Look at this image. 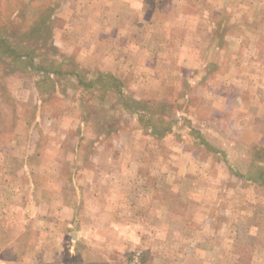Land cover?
Returning <instances> with one entry per match:
<instances>
[{"label":"rangeland","instance_id":"1","mask_svg":"<svg viewBox=\"0 0 264 264\" xmlns=\"http://www.w3.org/2000/svg\"><path fill=\"white\" fill-rule=\"evenodd\" d=\"M126 2L0 0V264H69L25 166H77L76 264H264V0Z\"/></svg>","mask_w":264,"mask_h":264},{"label":"crops","instance_id":"2","mask_svg":"<svg viewBox=\"0 0 264 264\" xmlns=\"http://www.w3.org/2000/svg\"><path fill=\"white\" fill-rule=\"evenodd\" d=\"M131 0H127L124 4L125 10H132L133 13L138 12L135 8V5L130 2ZM133 4V5H132ZM133 21L135 22V18H133ZM106 24V23H105ZM129 24H131L129 22ZM138 24V23H137ZM26 168L30 167L35 172V178L28 176V179L25 180V189H22L21 191V200L22 205L19 207L20 210L23 211L22 218H29L26 222L16 224L14 225V229H18L22 232H24L26 229L28 230L27 225H32L34 222L30 219H45L44 224L45 228L49 231H55L57 232L56 225L58 223L64 225L65 232L64 233H52L49 235H53L55 237V234H58L57 236H60L62 234L69 235V241L67 243L59 242L58 244L54 243V246L51 248L53 251L60 252L63 250L68 251V262L69 264L75 263V257L77 253H75V250H78L79 246L86 245L87 242H80V238L82 237V232H79L77 229H74L73 225H77V215L76 213V203L78 198V190L80 188L79 180H78V168L77 166H25ZM83 167V166H79ZM29 169V168H28ZM78 172V173H77ZM68 178V179H66ZM64 179V184L61 183ZM46 186L51 188L54 191L53 194H49V191H47V194H43L41 191L38 192L37 187ZM56 193V194H55ZM13 194L10 195L8 202H13L12 200ZM54 204V205H53ZM31 207V208H30ZM36 208L37 211L34 210ZM35 211V214H34ZM31 212V213H30ZM34 214V215H33ZM8 217V213H7ZM40 229L41 227L34 226V231L30 228L28 230L29 236H31L33 239L37 237V232L35 229ZM9 227H6V232L9 233L8 230ZM76 236V237H74ZM30 239V241L32 240ZM26 242L23 243L21 248L25 251L31 250V243ZM10 247V246H9ZM12 250H17L16 245H12ZM50 249V248H49ZM45 250V249H44ZM61 264V263H57ZM76 264V263H75Z\"/></svg>","mask_w":264,"mask_h":264},{"label":"trees","instance_id":"3","mask_svg":"<svg viewBox=\"0 0 264 264\" xmlns=\"http://www.w3.org/2000/svg\"><path fill=\"white\" fill-rule=\"evenodd\" d=\"M13 51L11 50V53H12ZM31 58H30V61L29 62H31V59L34 57V56H30ZM112 78V80H114L115 79V76H111Z\"/></svg>","mask_w":264,"mask_h":264}]
</instances>
